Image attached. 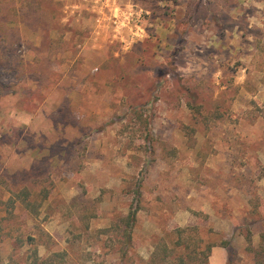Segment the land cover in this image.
<instances>
[{"label": "rangeland", "instance_id": "374dc122", "mask_svg": "<svg viewBox=\"0 0 264 264\" xmlns=\"http://www.w3.org/2000/svg\"><path fill=\"white\" fill-rule=\"evenodd\" d=\"M0 83V264H255L264 0H0Z\"/></svg>", "mask_w": 264, "mask_h": 264}, {"label": "trees", "instance_id": "16d2710c", "mask_svg": "<svg viewBox=\"0 0 264 264\" xmlns=\"http://www.w3.org/2000/svg\"><path fill=\"white\" fill-rule=\"evenodd\" d=\"M202 2L198 5H195L194 11L196 10L197 15L200 14V12H203ZM0 90L1 93H9L10 89H8V86L0 83ZM24 199L23 203L25 205V208L31 211L33 214H38L39 212V203L41 201L33 200L28 197V193L26 191H23ZM49 195V191L47 189L45 190L44 198H47ZM141 209V206L139 205L134 207L130 210V213L128 216H126L125 220H127L128 225L132 226L133 222L136 220L137 212ZM197 227L196 226H186V227H178L177 228V234L178 239L176 241V246H182L181 252H176V246L170 247V245L166 242L164 239H160L155 247L154 251L152 253V257L149 261V264H168L172 263L173 260L176 262L179 261V264H191L194 263L197 259V252L195 249L192 248L191 244L188 242V239L185 238V235L189 232H196ZM214 244H208L206 246V256L209 251H211V248ZM225 245H228L227 243ZM248 249L252 252H254L256 257L255 264H264V248H256L254 247L251 242L248 245Z\"/></svg>", "mask_w": 264, "mask_h": 264}]
</instances>
